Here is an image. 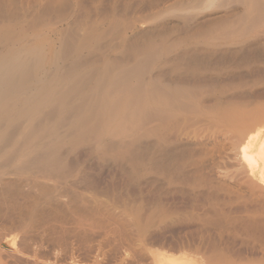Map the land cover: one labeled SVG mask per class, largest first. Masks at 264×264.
Returning <instances> with one entry per match:
<instances>
[{
    "label": "bare ground",
    "instance_id": "6f19581e",
    "mask_svg": "<svg viewBox=\"0 0 264 264\" xmlns=\"http://www.w3.org/2000/svg\"><path fill=\"white\" fill-rule=\"evenodd\" d=\"M97 1L91 0L93 4ZM160 1L162 0H102L100 4L104 3V14L101 12L106 19L103 23L100 18V23L95 22L93 18L96 16H92L90 10L87 11L91 9L87 4L89 8L85 11L91 13V21L95 22L92 23L89 19L87 26L85 23L88 21L85 19L90 16L87 17V12L83 13L86 6L82 5L83 8L78 9L88 15L82 16H86L83 18L86 22L83 20L85 23L82 25L85 24V28L83 31L80 29V32L78 28L82 26L78 14L81 13L77 10L76 13H79L76 17H72L74 14L71 13L81 0L76 7H73L70 0H46L43 1L44 4L37 1L35 3L41 2L43 5L34 8L35 12L37 9L36 13L31 10L36 14L33 19L30 17L33 14H27L31 12L29 9L32 7L28 9L25 0H21L20 3L27 5L28 12L25 14L31 20L29 22L30 18H24L28 21L25 24L21 22L23 19L18 21L19 17L16 16L17 23L21 22L17 25L11 23L15 21L13 18H16L12 11L16 9L17 4H24L17 0H0V21L4 16L14 15L9 18L10 24H6L7 17L4 21L6 23H0V264H30L31 257L34 258L31 260L33 264H49L40 257L42 248L45 247L42 245L49 242L52 246L56 243V247H63L66 251L65 260H71L69 264H81L79 260L82 258V261L87 260L85 263L90 261L92 264H104L103 261L109 264H142L146 259L155 260L149 264H240L226 258L220 248L214 250L220 252L222 257L202 254V259L198 262L196 257L191 255H167L169 252L151 255L144 244H137L134 240L137 236L134 231V234L131 233L129 228L136 226L139 230L138 236L142 238L145 237L149 226L153 227L155 223L154 226H157L158 222L166 221L167 218L163 215L167 217L165 213L170 215L171 210H164V214L161 210V205L164 204L162 196L165 194L160 196L162 202L157 203L161 202L160 205L154 206L153 201L156 199H151L150 204L154 207L150 210L151 206H147L149 212L144 209L147 213L143 212L146 206H140L139 202V206H135L136 209L132 208L135 212L132 213L134 217L131 216L133 219L130 222L131 219L124 221L121 215L110 213L109 207L108 209L99 203V196H87L77 188L61 185L75 181V176L79 175L81 181L87 180L88 183L91 176L86 175L87 171H84L85 174L83 171L79 172L76 168L81 170L82 167H78L73 161L74 157L72 158L81 150H88L95 158L116 165L117 172L121 169L130 179L125 178L129 182L132 181L131 185L137 184V181L143 178L158 179L162 183L167 182V185L182 188L181 191L191 189L189 196L192 197L196 193L194 198L198 196L202 199L209 195L210 199L208 196L206 199L211 204V201L216 200L212 197L217 196L218 199V194L222 191L220 188L225 192L228 184L225 186V182H214L216 179L211 178L213 183H222L224 188H219V185L208 181L210 177L205 178L202 159L209 155L208 150L206 152L199 149L204 155L200 151V154L196 152L203 156L200 157L202 166H199V158H196L199 156L193 153L196 150L191 153L188 144H171L175 132L179 134L181 127L184 129L190 121L197 120L196 117L202 115H207L212 120L211 123L215 124V120L218 125H226V129L230 127L234 130V136L237 130L243 129L237 134H244L245 140L239 136L238 142L246 141L249 150L252 149L250 152L245 148L246 150L241 152L242 155L240 154L241 159L245 161L243 164L248 166V174L243 181L248 190L245 191L248 193V200L244 198L242 189V196L241 192L235 194L232 191L235 189L236 192L237 187H230V190L237 195L234 200L244 198L246 204L243 201L242 204L247 205V208L238 204L246 208L240 211L243 214L232 216L228 213L231 216L229 217L226 214L228 210L224 209L223 212L219 205H214V210L205 215L203 212L211 210L206 208L209 205L206 204V210L203 206L201 209L204 208V211H199L197 208L200 209L201 201L199 199L200 202H197L195 198L190 201V207L187 206L184 210L189 207L187 212L190 213L191 210L197 209L202 211H197V216L200 217L202 213L205 218L207 216L202 222L198 219L196 224L201 223L206 227V235L211 236L210 240L215 241L218 237L223 241L228 237L231 247L239 235L250 254V260L244 264H264V124L260 118L264 116V102L259 100L264 96V88H255L254 91L251 89L252 85L264 77V0H183L180 23L160 21L130 33L137 20L134 18L130 21L132 10L137 9L133 3L139 6L144 3L147 8H153L154 3ZM97 5L95 6L98 7ZM95 6L91 10L95 9ZM129 9L132 14L128 13ZM127 14H130V18ZM67 15L72 18L70 23L65 29L62 28L63 31L60 29L62 32L57 35V41L53 40L48 32L50 29H45V25L53 23L48 18L56 17L63 21ZM125 15L129 20L123 18ZM56 19L53 21L58 22ZM53 27H50L51 31L54 30ZM228 91L233 92L234 96L245 97L246 101H224L225 93L229 97ZM233 93L229 94L233 96ZM209 96L212 97V102H208L212 104L211 108L206 105V98ZM249 125H252L250 129ZM246 128L248 132L244 131ZM205 153L208 155L205 156ZM103 161L99 162L105 165ZM205 167L207 168V164ZM201 172H204L203 175ZM206 172L208 176V168ZM212 173L209 176H212ZM92 179L90 178L94 181ZM73 184L70 183L71 186ZM88 184L91 185L90 181ZM124 186L121 189L117 187V193L127 187L126 184ZM197 186L205 187L202 191L200 188L202 194L199 191L193 193ZM161 187V192L156 186V189L151 190L155 196L162 193ZM240 187L242 188V185ZM165 191L163 193H166ZM211 192H216L215 196H212ZM226 192L233 195L229 192V187ZM184 193L180 195L184 196ZM203 193H206V196ZM168 194L167 191L166 197L171 196ZM170 194L173 195V192ZM185 199L187 198L184 197ZM223 199L220 197L222 203L220 200L215 203L219 201L220 205L225 207L229 198ZM139 201L144 202L143 199ZM204 201L202 200V203H208ZM191 202L194 207L195 202L200 206L197 207L196 204L193 209ZM169 218H172L170 222L179 219H174L173 214L168 216ZM191 219L192 217L190 222L193 223ZM187 220L188 217L186 222ZM89 225L97 227V231L98 228L104 230L101 232H105L104 236L108 238L107 242H110V246L106 244L110 248H106L107 252L101 248L100 253L99 249L96 252L97 248L95 250L93 245L97 236L94 237ZM216 227L217 231L213 232L212 228ZM43 233H46L45 237ZM70 245L74 247L71 249ZM75 246L80 250V255L73 250ZM243 250L244 248L239 250V254Z\"/></svg>",
    "mask_w": 264,
    "mask_h": 264
},
{
    "label": "rangeland",
    "instance_id": "374dc122",
    "mask_svg": "<svg viewBox=\"0 0 264 264\" xmlns=\"http://www.w3.org/2000/svg\"><path fill=\"white\" fill-rule=\"evenodd\" d=\"M20 1L21 0H17V2H19L20 3ZM27 0H25V3L28 5H26L25 3H23L24 2V0H23V2H21L22 4H24V6L22 5H19V4H17V7H16V9L15 10H13V11H15V12H13L12 11V13L15 15V17L16 16H18L19 18H18V21H21L22 19L24 20V18L25 19H27V18H30L31 16H32V19H33V16L35 17V15L36 14H33V11L35 12V9L34 8H38L39 6H41V5H43L44 3H43V1H46V0H28V2H26ZM37 1H42V3L43 4H40L41 2H39V3H35V2H37ZM48 1H50V0H47V2ZM74 0H70V2L72 3ZM77 1V2H76ZM80 1V0H79ZM78 0H75L72 4L74 5H72L73 7H76V5L77 4H79L78 5V7H76V9H75V11H73L72 12V10L74 9H72L71 10V12H69V14L71 13V14H74V15H72V17H76V15L80 12L81 14H78V16H79V19L81 20L80 22H81V28H78L79 30L78 31H80V29H81V31H83V29L85 28L84 26H85V24H86V26L88 25V23L91 21V20H95V22H98V23H100L99 22V18H100V21L102 22V21H105L106 19H105V15H104V17L102 16L103 14H104V10L102 9V7H104V6H102V4H104V3H102V4H100V1H102V0H98L99 1V3H98V1H97V3H98V5H97V3L96 4H93L92 2H91V0H81V2L83 3H81V2H79ZM86 1V2H85ZM177 1V2H176ZM182 1V2H181ZM164 0V2H163V0L162 1H160V2H156V3H154L155 4V7H154V5L152 6L153 8H151V7H148L147 8V6H145L146 4H144V3H142V5L141 6H139V5H135V3H133V5H134V7H136L137 9H135L133 6V8L135 9H133L132 10V7H131V10H132V13H131V10L129 9L128 10V13H131L132 15H131V18L129 17L130 16V14L128 15V17L130 18V21L131 20H133L134 18V20H136L135 22H138V23H135L134 21V28H133V30L132 31H130V33L131 32H137L138 30H141L144 26H151V25H153V24H155V23H157V22H160V21H165V22H171V23H180V18H181V13H183V12H181V11H183V4H184V1L183 0ZM30 2H32V3H30ZM79 2V3H78ZM91 2V3H90ZM163 2V3H162ZM178 2H180L181 4L179 5V3ZM20 3V4H21ZM90 3V4H89ZM160 3V4H159ZM172 3V4H171ZM30 4V5H29ZM86 4V5H85ZM91 7V9H92V7L94 8V6L95 5H97L98 7H96L95 6V9H93V10H91V9H88L87 10V7L89 8V6ZM93 4V5H92ZM19 5V6H18ZM36 5V6H35ZM86 6V8L84 9V11L85 10H87V11H91V15L92 16H96V18L94 17H92L87 11H85V12H83V13H88V14H83L82 13V11L83 10H79L78 8H83V6ZM92 5V6H91ZM26 6H27V8L29 9L30 7H32L31 9H29V11H31V10H33V11H31V12H28V9L26 8ZM80 6H82V7H80ZM181 6V7H180ZM21 7V8H20ZM101 7V8H100ZM151 8V9H150ZM99 9H100V11H99ZM158 9H159V11H158ZM182 9V10H181ZM79 11L78 13H76V11ZM95 10V11H94ZM97 10H98V12L99 13H101L100 15L101 16H99V13H97ZM144 10H147V11H144ZM156 10V11H155ZM161 10V11H160ZM163 10V11H162ZM17 11V12H16ZM20 11V12H19ZM25 11V12H24ZM89 11V12H90ZM92 11H94L95 13H96V15H95V13L94 12H92ZM101 11H103V14H102V12ZM28 12V13H27ZM36 12H37V9H36ZM35 12V13H36ZM75 12V13H74ZM25 13H27L28 15L29 14H33V15H30V17L27 15V14H25ZM138 13V14H137ZM150 13V14H149ZM155 13V14H154ZM180 13V14H179ZM13 14H11V15H13ZM23 14V15H22ZM70 14V15H71ZM13 15V16H14ZM27 15V16H26ZM69 15V18H68V15H67V17H66V19H64L63 18V21H61L62 19H56V17H54L56 20H59L58 22H56V21H53V20H55L54 18L52 19V18H48V19H50L53 23H49V24H47V25H45V29L46 30H48V29H50L48 32L50 33V36L52 37V39L53 40H56L57 41V39L56 38H58V34L59 33H61L62 31H63V29L62 28H64L65 29V27L70 23V21H71V16ZM83 15H88L87 17H89L90 16V18H87V19H85L86 18V16H85V18L84 17H82ZM127 15H125V16H123V18L124 17H126L127 18ZM139 15V16H138ZM176 15H178V16H176ZM13 16H11L12 18H13ZM20 16H22V18H20ZM81 16V17H80ZM97 16H98V18H97ZM120 16H122V15H120ZM152 16V17H151ZM7 17V16H6ZM6 17L4 16V17H2V20L0 21V23H2V22H4L5 21V19H6ZM11 17H7L8 19H6V21H7V23L6 22H4V23H6V24H10V23H8V22H11V19L9 20V18H11ZM93 19H92V18ZM104 19H102V18ZM141 17V18H140ZM68 18V19H67ZM89 20L90 19V21H88V22H86L85 20ZM126 18H124V19H126ZM129 18H127V20H129ZM1 19V18H0ZM15 19V21L13 22H11L13 25L15 24V25H17V24H19V23H21V22H23V23H25V24H27L28 23V21L29 20H31V18L30 19H28V21L26 20H22L21 22H18L17 23V17L16 18H13V20ZM20 19V20H19ZM96 19H97V21H96ZM140 19V20H139ZM143 19V20H142ZM67 20V21H66ZM83 20L86 22H83ZM30 22V21H29ZM41 22H43V21H41ZM41 22H38V23H41ZM46 22V21H45ZM92 22V21H91ZM94 21L92 22V23H95ZM132 22V21H131ZM44 23V22H43ZM55 23V24H54ZM83 23H85L84 25H82ZM103 23V22H102ZM52 26H51V25ZM54 24V25H53ZM91 24V23H90ZM53 26H55V28H56V31H57V33H56V31L54 32V30H55V28L53 27ZM39 27V26H38ZM53 27V31H51L52 29L51 28ZM137 27H138V29H137ZM36 29H37V27H35ZM58 29V30H57ZM62 31H61V30ZM60 30V31H59ZM80 31V32H81ZM79 32V33H80ZM52 33V34H51ZM54 37V38H53ZM264 77L262 78V79H260L259 80V82H256L255 84H254V86L252 85L251 86V89H253L252 91H254L255 90V88H256V90L257 89H260V88H264ZM258 83H260V84H258ZM261 83H263V84H261ZM258 84V85H257ZM257 85V86H256ZM232 95V93H231V91H228V95H229V97L226 95V93H225V95H224V97H223V100L225 101V100H231V101H234V99H236L237 100V102H239L240 100H241V102H242V99L244 100V98L245 97H237V96H234V93H233V96H231L230 94ZM226 97V98H225ZM232 97V98H231ZM254 97H257V96H254ZM254 97H252V98H254ZM228 98V99H227ZM230 98V99H229ZM257 98H259V97H257ZM257 98H254V100H256ZM240 99V100H239ZM263 100V102H264V96H262V98H259V100ZM261 100V101H262ZM207 101V102H206ZM206 105H210L209 103L210 102H212V97H208V98H206ZM244 101H246V99L244 100ZM209 102V103H208ZM228 102H230V101H228ZM241 104H243V103H241ZM211 106H212V104L210 105V106H208V107H210L211 108ZM199 119H198V118ZM196 117V119L197 120H192V121H190V123H186L187 125L184 127V125H183V127H184V129L182 128V131L179 129V134L178 133H174V135H173V138H172V140H173V142L171 143V144H177V143H180L179 145H182V146H186V144H188V149H189V151L192 153L193 152V150L195 151V152H193L195 155L197 154V153H199L198 151H200V150H206V152H207V150H208V152H209V155H208V153L206 154L205 153V156L206 155H208L207 157H208V159H207V157H204V159H202L203 158V156L202 155H198L199 157H196V158H199V159H197V160H199V162L197 163V164H199V166H202L200 163H202L201 162V160L200 159H202V160H204V162L202 163V164H204V168H206L205 166H206V164H207V168H208V172H209V174L210 173H212V176L210 175L209 176V174H208V176H207V168H206V170L204 169V168H202V167H200V168H202V171L204 170V174H206V176H205V178H207L208 177V179H209V177H210V179L208 180V181H212V179L211 178H213V180L214 179H216V180H214V182L215 181H217V180H220V181H222V182H225V186H226V184H228V187H229V192L231 191L230 190V187L231 188H236L237 187V190H236V192L234 191L235 189H232V191L236 194H238V191L239 192H241V196H242V194H243V192L242 191H244V198L246 197H248V193H245V191L247 192L248 190L246 189L247 187H244V185H245V182H243V181H245L244 179V177L248 174L247 173V168H248V166L247 165H244L245 164V161L244 160H242L241 159V156H240V154L242 155V151H244V150H246L247 148H248V146H247V143H246V141H244L245 139L243 138V135L244 134H241V136L240 135H238V134H240L241 133V131H243V129L242 130H237V132H236V136H234L235 135V133H234V130H232L230 127H229V129H226V125H224V124H222V125H224V126H221L220 124L218 125L217 123H218V121H215V120H213V122H215V124L214 123H211V119L207 116V115H202V116H197ZM207 118H209V119H207ZM260 118H262V121H263V124H264V120H263V118H264V116L262 115ZM262 121H260V122H262ZM217 122V123H216ZM220 123V122H219ZM254 124V123H253ZM252 124V125H253ZM181 125V126H182ZM251 125V126H252ZM226 126V127H225ZM248 126V125H247ZM250 125H249V129H250V127H251ZM248 128H246V130H244V131H247L248 130ZM253 128V127H252ZM245 129V128H244ZM228 130H231V131H228ZM239 131V132H238ZM181 132V133H180ZM230 132V133H229ZM248 132V131H247ZM246 132V133H247ZM233 133H234V135H233ZM238 133V134H237ZM245 133V134H246ZM178 134V136H176V135ZM241 138H243L244 140V143H242L241 141L240 142H238L239 141V138L240 137ZM175 137H177L178 138V140H176V138ZM237 137V138H236ZM244 137H245V135H244ZM175 138V139H174ZM230 138V139H229ZM179 139H180V141H179ZM171 140V141H172ZM174 140H176L175 142H174ZM230 140V141H229ZM234 141V142H233ZM182 142V143H181ZM183 143H185L184 145H183ZM223 143V144H222ZM246 143V144H245ZM242 144H244V145H242ZM178 145V144H177ZM221 145V146H220ZM192 148V150H190ZM242 148H243V150H242ZM246 148V149H245ZM200 149V150H199ZM241 149V150H240ZM248 150H249V148H248ZM251 150L252 149H250L249 151L251 152ZM235 151H236V153H235ZM239 151H240V153H239ZM197 152V153H196ZM253 152V151H252ZM200 153L201 154H203L204 155V152H201L200 151ZM199 153V154H200ZM222 153V154H221ZM238 153V154H237ZM77 155V156H76ZM192 155V154H191ZM196 155V156H197ZM240 157H239V156ZM76 156V157H75ZM193 156V158H195L194 157V155H192ZM202 156V158H200ZM217 156V157H216ZM233 156H235L234 158H233ZM74 157V162L75 163H77L78 165V167H82V169L80 170L79 168H76V169H78V171L79 172H82V173H84L85 174V172H86V175L88 176V175H90L91 177V179L92 178H94V179H92V180H94V181H91L90 180V178H88L86 175V177L89 179L88 180V183H89V181H90V184L91 185H89L88 183H87V180H85L84 182L83 181H81V177H79V176H81V175H79V173H77L79 176H75L76 177V179H75V177H74V179H75V181L73 182H66V183H62L61 185L63 186V187H66V186H70V187H72V188H77V190L80 192V193H82V194H84V195H87V196H92V195H96V196H99V197H97L98 198V200H99V203L100 204H102L104 207H109L110 208V213H112V214H118V215H116V216H120L121 215V217H123V220L124 221H126V220H129V219H131V220H129L130 222L132 221V217H134V214H132V213H134L135 212V210H132V208L133 209H136L135 208V206L137 205V204H139V202H140V206H146V208L144 207L143 208V212L145 213H147V211L149 212V208L147 209V206L149 207V206H151V209L150 210H152L153 208H152V206H153V204L151 205L150 203H152V201H151V199L153 200V199H156V201H157V199H158V197H159V199H158V201L156 202L155 200L153 201V203H154V206L159 202V201H161L162 202V199H164L163 201V203L164 204H162L161 206V210H162V212H163V214L165 213V211L164 210H166V211H168V209H170L171 211L169 212V214L170 215H168V212H166L165 214L167 215V217L166 216H164L163 215V217H165V218H167V222L166 221H163V222H161L160 220H165V219H159V221L160 222H158L157 223V226H154V225H156V223L154 224V225H152L153 227H150L149 226V230H147V233H145V237H142L143 238V240H142V238H140L139 236H138V231L139 230H137L136 229V226L135 227H133V226H131L132 228H129V229H131V233L134 231L135 232V235L137 236H134V237H136V238H134V240H135V242L137 241L138 243L137 244H139V245H143L145 248H147L148 249V254L150 253L151 255L152 254H155L156 253V255H160V254H165L166 252H169V253H166L167 255L168 254H174V255H183V256H195L196 258L195 259H197V261L198 262H200L201 261V259L202 258H200L201 256H203V255H209V256H211L212 254H215L217 257H222V254H220V252H216L215 250L217 249V248H220L223 252V254H224V256H226V258H231V260H235L236 262H238V263H240V264H244V262L245 261H247V260H250V254L248 253V251H247V247H246V245L244 244V241H243V239H241V237L238 235V237H237V239H236V241L234 242V244L230 247V240L228 239V237L225 239V240H220V238H218V237H216V240L214 241V239H212V240H210L211 238V236H209V235H206L207 234V231H206V227L203 225V224H201V223H199V224H196L197 223V221H199L198 219H200V221L202 222L204 219H206L207 218V216H206V218L204 217V214L203 213H205V215H206V213L208 212V213H210L212 210H214L213 209V207H214V205H215V207L216 206H218L219 207V209L221 210V211H223L224 212V209L225 210H228V212H226V214H228V213H231V215L233 214H235V215H241V214H243V213H240V211L242 212L243 210L242 209H246L247 208V205L245 206L244 205V203H245V200H243V199H238V201L237 200H234V198L235 197H237V195H235L232 191V193H233V197L229 194H227V189H228V187L226 186V188L227 189H225L226 191V193L223 191V189L222 188H220L221 186H222V183H220L219 181V184L216 182V183H213V182H211V183H213V184H216V185H219V186H217V187H219L222 191H221V194L219 195L218 194V197L220 196L223 200H225V198H229V202L227 203L226 201H223V202H225V203H227L226 205H224L225 207H223V205H222V207H220L221 205H220V203H219V201L217 202V204L215 203V201L216 200H220V197L217 199V196L216 197H212V198H216V200H213V201H211L212 200V198H211V204H210V202L207 200L208 198H207V196L209 197V195H207L206 196V193H207V191H206V193L204 194L203 193V195H205L206 196V198L205 197H203L202 195H201V197H203L202 199L201 198H198V196L196 197L195 196V198L193 197L196 193H194V192H196V191H199L200 192V188L201 187H203V186H197V188H196V190H194L193 191V193H194V195L191 197V196H189L190 195V193L189 192H192V190L190 189H185V190H183L184 192H187L186 194L183 192V191H181L180 189H182V188H179V187H176V186H174V185H167L168 183L167 182H164V183H162V182H160V180H147V179H144L143 178V180L141 181V180H139V181H141V182H139V181H137L138 183L137 184H139V183H141L142 185V188H139V187H141L140 185H137V184H135V183H133V185H131L132 184V181H128L130 178L128 177V175L126 176V174L124 175V173H123V171L120 169H118L119 171V173L117 172V166L116 165H114V164H112V163H105L102 159L100 160V158L99 159H97V158H95V155H92V153L90 152V151H88V150H81L78 154L76 153L75 155H73L72 156V158ZM97 157V156H96ZM206 158V159H205ZM79 159V160H78ZM98 160V161H97ZM196 160V159H195ZM95 161V162H94ZM102 163V161H103V164L105 163V165H102L100 162ZM81 162V163H80ZM90 162V163H89ZM194 162V161H193ZM243 162H244V164H243ZM107 164V165H106ZM111 164V165H110ZM240 164V165H239ZM242 164V165H241ZM112 166V167H111ZM242 166V167H241ZM245 166H247V167H245ZM84 167V168H83ZM114 167V168H113ZM87 168V169H86ZM116 168V169H115ZM246 168V169H245ZM84 169V170H83ZM210 169V170H209ZM239 170V171H238ZM247 170V171H246ZM85 171V172H84ZM234 173H233V172ZM241 171H242V174H241ZM111 172V173H110ZM122 172V173H121ZM88 173V174H87ZM98 173V174H97ZM202 173V172H201ZM203 173H202V175H203ZM236 173V174H235ZM83 174V175H84ZM122 174V175H121ZM214 174V175H213ZM234 174H235V177H234ZM241 175V176H240ZM234 178H233V177ZM241 177V178H239L238 179V177ZM79 177V178H78ZM125 177H127V179L125 178ZM219 177V178H218ZM78 178V179H77ZM232 178V179H231ZM124 181H123V180ZM234 179V180H233ZM240 179H243V180H240ZM114 180V181H113ZM239 182H238V181ZM122 181V182H121ZM125 181H126V183H125ZM127 181L129 182V184L127 183ZM143 181L145 182L146 181V183H143ZM151 181H153V182H151ZM155 181V182H154ZM47 182H49V181H47ZM82 182V183H81ZM115 182H117V183H115ZM133 182H135V181H133ZM150 182V183H149ZM51 183V182H50ZM70 183H74L73 184V186H71L70 185ZM87 183V184H86ZM93 183H95V184H93ZM123 183H125L126 184V188H123L122 190H119L118 191V193H117V189H121V187L122 186H124L125 184H123ZM153 183H156V184H153ZM167 183V184H166ZM243 183H244V185H243ZM76 184V185H75ZM109 184V185H108ZM114 184V186H116V188L114 189V186H112ZM128 184V185H127ZM144 184V185H143ZM162 184H163V186H162ZM96 185V186H95ZM122 185V186H121ZM150 185V186H149ZM160 185V186H159ZM168 186V188H167V186ZM215 185V186H216ZM229 185H231V186H229ZM240 185H242V188L240 187ZM154 186V187H153ZM155 186H156V188H158V186H159V192H161V190H160V187H161V189H163V191H162V193H158V192H156V188H155ZM246 186V185H245ZM28 187V186H27ZM109 187V188H108ZM111 187H112V189H111ZM117 187H119V188H117ZM125 187V186H124ZM155 188L154 190H155V193L157 194H159V196H158V194L155 196V194H154V191H151V190H153V188ZM164 187V188H163ZM166 187V188H165ZM170 187V188H169ZM223 188H224V186H222ZM244 187V188H243ZM108 188V190H106ZM139 188V189H138ZM172 188H177L176 190L175 189H172ZM199 188V189H198ZM92 189H94V190H92ZM105 189V190H104ZM114 189V190H113ZM125 189V190H124ZM131 191H130V190ZM136 189V190H135ZM171 189L173 190V191H171ZM217 189V188H216ZM241 189H242V191H241ZM243 189H245V190H243ZM126 191V192H124V191ZM128 190V191H127ZM164 190H166L165 192L167 193V191H168V196L169 195H171L170 197H166V193H163L164 192ZM187 190V191H186ZM202 190H205V187L204 188H201V191ZM111 191V192H110ZM124 192V193H122L121 194V192ZM141 191V192H140ZM176 191L178 192V191H181V193H184L185 195L184 196H182V195H180L181 193H176ZM214 191H216V190H214ZM213 191V192H214ZM98 194H97V193ZM102 192V193H101ZM170 192L172 193L173 192V195L172 194H170ZM174 192H175V194H174ZM204 192V191H203ZM213 192H211V193H213ZM219 192H220V190H219ZM230 192V193H231ZM92 193H96V194H92ZM111 193V194H110ZM137 193V194H136ZM141 193V194H140ZM201 193V192H200ZM200 193H197L198 195L200 194ZM210 193V194H211ZM113 194V195H112ZM124 194V195H123ZM138 194H140V195H138ZM154 194V195H153ZM161 194V195H160ZM162 194L164 195L165 194V196H162ZM180 195V196H178V195ZM202 194V193H201ZM214 194V193H213ZM213 194H211L212 196H215V194H216V192H215V194L213 195ZM228 195L227 197L225 196V195ZM245 194H247L246 196H245ZM114 195H116V196H114ZM122 195V196H121ZM127 197H126V196ZM130 195H131V198H129L130 197ZM149 195V196H148ZM221 195H223V196H221ZM240 195V194H239ZM238 195V196H239ZM118 196V197H117ZM133 196V197H132ZM142 196V197H141ZM156 198H155V197ZM160 196H162V197H160ZM177 196L178 198H175V197ZM187 196H189V198L187 197ZM116 197V198H115ZM122 197H124V198H122ZM145 197V198H144ZM164 197H166V198H164ZM173 197V198H172ZM180 197V198H179ZM184 197L185 198H187L189 201V203L186 201L185 202V200H187V199H185L184 200ZM232 197V198H231ZM240 197V196H239ZM118 198H120V200H118ZM126 198H127V200H126ZM129 198V199H128ZM135 198V199H134ZM144 200V202L142 201V203H143V205H142V203H141V201H139V200H142V199ZM148 198V199H147ZM160 198H162V199H160ZM182 198V200H177V199H181ZM193 198V199H192ZM198 198V199H197ZM231 198V199H230ZM65 199V198H64ZM146 199V200H145ZM149 199H150V201H149ZM194 199L197 201H199V199H200V205H199V203L197 204V202H195L194 203V205H195V207L197 206V207H199L200 206V209L199 208H197L199 211L200 210H202V211H204V208L207 206V205H209V206H207L206 208H207V210H210V211H205V212H203L202 213V215H200V217L199 216H197V214H198V210L197 209H195L194 211L193 210H191V212L190 213H188L189 211V204H190V201H194ZM204 199L205 200H207V201H204ZM209 199H210V197H209ZM122 200V201H121ZM168 200V201H167ZM202 200L204 201V202H208V203H202ZM227 200V199H226ZM246 200H248V198L246 199ZM148 201V202H147ZM175 201H177V202H175ZM228 201V200H227ZM236 201V202H235ZM239 201H241V203L239 202ZM242 201L244 202L243 204H242ZM156 202V203H155ZM161 202L159 203V204H157V205H160L161 204ZM168 202V203H167ZM187 203V204H185V203ZM212 202H214L215 204H212ZM220 202H221V200H220ZM239 202V203H238ZM134 203V204H133ZM136 203V204H135ZM149 203V205H147ZM176 203V204H175ZM192 203V205H191V207H193V209L195 208L194 206H193V202H191ZM219 203V204H218ZM222 203V202H221ZM224 203V204H225ZM229 203H230V205H229ZM145 204V205H144ZM166 204V205H165ZM175 204V205H174ZM183 204H185V205H183ZM197 204V205H196ZM203 204H205V205H203ZM207 204V205H206ZM233 204V205H232ZM238 204H240L241 206H243V207H246V208H242L241 206H239ZM246 204V203H245ZM248 204V203H247ZM110 205V206H109ZM132 205H134V207L132 206ZM164 205V206H163ZM172 205V206H171ZM177 205V206H176ZM213 205V206H212ZM137 206H139V205H137ZM153 206V207H154ZM175 206V207H174ZM180 206V207H179ZM185 206V207H184ZM187 206H189L187 209L188 210H184V209H186V207ZM204 206V208L203 209H201V207H203ZM227 206V207H226ZM228 206H230V207H228ZM131 207V208H130ZM163 207H165V208H167V209H164ZM183 207V208H182ZM241 207V208H240ZM108 208V209H109ZM206 208H205V210H206ZM210 208V209H209ZM107 209V210H108ZM144 209H146L147 211H145ZM174 209V210H173ZM181 209H183V211H181ZM192 209V208H191ZM230 209V210H229ZM232 209V210H231ZM115 211L114 213H113V211ZM172 210H173V212H177L176 214H177V218H175L176 217V215H174L175 213H173L172 212ZM112 211V212H111ZM179 211H181V212H179ZM185 211V213L187 212V214H185L187 217H188V220H187V222H186V219H187V217L183 214H181L182 212H184ZM198 211V212H197ZM201 211V212H202ZM247 211V210H246ZM172 212V213H171ZM178 212L180 213V216L178 215ZM195 212V214H193ZM201 212H199V213H201ZM207 213V214H208ZM245 213V212H244ZM124 214V215H123ZM131 214V215H130ZM171 214H173V216H174V219H178L177 221H175L174 219V222H170V220L172 219V218H169L168 219V216H171ZM189 214V215H188ZM190 214H192V215H190ZM123 215V216H122ZM199 215V214H198ZM229 215V214H228ZM232 215V216H233ZM234 215V216H235ZM238 215V216H239ZM125 216V217H124ZM132 216V217H131ZM181 216H182V218H181ZM183 216L186 218H183ZM190 216V217H189ZM192 217V221H193V223H195V224H193L192 222H190V218ZM196 217H198V218H196ZM203 217V218H202ZM229 217H231L230 215H229ZM182 219V220H181ZM185 220V222H186V224H185V222H184V220ZM194 219V220H193ZM181 222H180V221ZM196 220V221H195ZM168 221H169V223H168ZM184 223H183V222ZM178 222V223H177ZM188 222H190V224L188 223ZM166 223V224H165ZM159 224V225H158ZM168 225V226H167ZM170 225H172V226H170ZM197 225H198V227H197ZM113 226V225H112ZM200 226H203V227H200ZM93 226H90L89 225V229L94 233V237H96L97 236V238H96V240H95V242H94V245L93 246H95V250H96V248H97V251L96 252H98V249L99 248H101V249H105V251L107 252L110 248H108L109 246H110V242H107V240H108V238L106 237L105 238V236H104V234H105V232L104 233H102L101 231H104V230H102V229H100V228H98L99 230L97 231V227H93ZM195 227V228H194ZM134 228V229H133ZM133 229V230H132ZM136 229V230H135ZM214 230H216L217 231V227L216 228H212V231L214 232ZM95 231V232H94ZM99 232V233H98ZM134 232H133V234H134ZM96 233H97V235H96ZM44 234V237L46 236V233H43ZM107 234H109V233H107ZM111 234V233H110ZM103 237H102V236ZM106 235V234H105ZM205 235L207 236V237H205ZM209 236V237H208ZM215 236H217L216 234H215ZM99 238V239H98ZM208 238V239H207ZM210 238V239H209ZM93 240H94V238H92V242H93ZM98 242V243H97ZM103 244H102V243ZM73 243H75V242H73ZM96 244V245H95ZM97 244H98V246H97ZM106 244L107 245H109L108 247L106 246ZM254 245H255V243H253ZM53 245H55V246H52L51 245V242H49V244L48 243H46L45 245L43 244L42 245V247L43 246H45V247H43L42 249V252H41V258L42 259H45L46 260V262L47 263H49V264H69L70 262H71V260H70V258L68 259L67 258V260H65V254H66V251L63 249V247H61V246H57L56 247V243L55 244H53ZM72 245H74V244H72ZM72 245H70L71 246V249L74 247H72ZM75 245H76V243H75ZM139 245H138V247H139ZM244 245H245V247H244ZM234 246V247H233ZM49 247V248H48ZM143 247V248H144ZM244 248V250L242 251V252H240V254H239V250H241V249H243ZM51 248V249H50ZM55 248V249H54ZM108 250H107V249ZM140 248V247H139ZM77 249V250H76ZM215 249V250H214ZM52 250V251H51ZM57 250V251H56ZM64 250V251H63ZM74 251H77L78 252V254L80 255V250H78V248L75 246V248L73 249ZM252 250H254V249H249V251H252ZM51 251V252H50ZM62 251L64 252V253H62ZM100 251H102V250H100L99 249V253H100ZM238 251V252H237ZM153 252V253H152ZM158 252V253H157ZM43 253H45V254H43ZM48 253V254H47ZM51 253V254H50ZM77 254V255H78ZM147 254V256H149ZM203 254V255H202ZM57 255V256H56ZM59 255V256H58ZM82 255V254H81ZM155 255V257L157 258V256ZM45 256V257H44ZM49 257V258H48ZM55 257V258H54ZM67 257V256H66ZM80 257V256H79ZM78 257V258H79ZM151 257V256H150ZM51 258H52V260H51ZM58 259V260H55V259ZM62 258V259H61ZM64 258V259H63ZM199 258V259H198ZM204 259H205V257H203ZM34 258H30L29 260H30V264H33L32 263V261L31 260H33ZM80 259V258H79ZM83 259V258H82ZM82 259L81 260H79V263H81V264H92L90 261V263L88 262V263H85V262H87V260H83L82 261ZM40 260V259H39ZM70 260V261H69ZM78 260V259H77ZM213 260V259H212ZM215 260V259H214ZM23 261H26V260H23ZM40 261H42V260H40ZM144 261V263H142V264H149V262L151 263V261H155L154 259L153 260H150V259H146V260H143ZM145 261L147 262L148 261V263H145ZM34 262V261H33ZM77 262V261H76ZM212 262H214V261H212ZM35 263V262H34ZM78 263V262H77ZM77 263H74V264H77ZM102 263H104V264H109V263H106V262H102Z\"/></svg>",
    "mask_w": 264,
    "mask_h": 264
}]
</instances>
